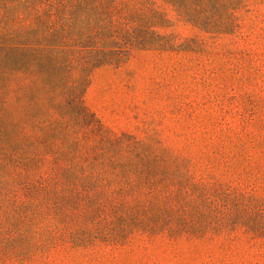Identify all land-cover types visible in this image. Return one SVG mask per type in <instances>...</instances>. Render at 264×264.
Returning a JSON list of instances; mask_svg holds the SVG:
<instances>
[{
  "label": "trees",
  "instance_id": "trees-1",
  "mask_svg": "<svg viewBox=\"0 0 264 264\" xmlns=\"http://www.w3.org/2000/svg\"><path fill=\"white\" fill-rule=\"evenodd\" d=\"M166 8L211 36L236 26L223 0H0V263L135 233L264 240L257 197L196 181L187 158L84 103L92 73L134 51L208 46L179 43Z\"/></svg>",
  "mask_w": 264,
  "mask_h": 264
},
{
  "label": "rangeland",
  "instance_id": "rangeland-1",
  "mask_svg": "<svg viewBox=\"0 0 264 264\" xmlns=\"http://www.w3.org/2000/svg\"><path fill=\"white\" fill-rule=\"evenodd\" d=\"M223 1L231 33L211 36L166 8L179 43L198 37L208 46L134 51L92 73L84 103L112 132L152 138L187 158L196 181L264 203V0ZM22 264H264V240L135 233L123 244L58 248Z\"/></svg>",
  "mask_w": 264,
  "mask_h": 264
}]
</instances>
